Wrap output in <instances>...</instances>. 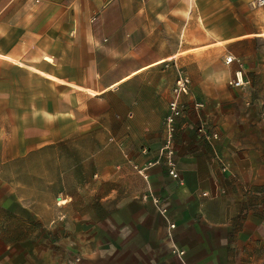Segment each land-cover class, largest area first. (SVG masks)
I'll return each instance as SVG.
<instances>
[{
  "label": "crops",
  "instance_id": "obj_1",
  "mask_svg": "<svg viewBox=\"0 0 264 264\" xmlns=\"http://www.w3.org/2000/svg\"><path fill=\"white\" fill-rule=\"evenodd\" d=\"M253 2L0 0V264H264V7ZM240 69L245 86L231 87ZM180 74L191 87L174 178L160 151ZM202 124L219 138H201ZM74 131L93 132V150L54 202L53 147H79Z\"/></svg>",
  "mask_w": 264,
  "mask_h": 264
},
{
  "label": "built area",
  "instance_id": "obj_2",
  "mask_svg": "<svg viewBox=\"0 0 264 264\" xmlns=\"http://www.w3.org/2000/svg\"><path fill=\"white\" fill-rule=\"evenodd\" d=\"M253 5L257 8L264 7V0H254ZM234 61L235 58L232 56L226 58L227 64H231ZM229 85L234 88H242L245 86L244 71L242 69L235 72L234 77L229 81ZM190 87V78L184 74H180L172 89V97L168 106V114L165 118L166 143L160 153L167 163L170 176L174 178L178 177L176 172V162L174 160V135L177 131V120L182 118L186 111L184 97L190 95ZM195 107L202 108L204 107V104L196 103ZM198 133L201 138L204 139L219 138V134L217 132H213L210 126L207 124H202L198 129ZM174 227V225H170L171 229ZM175 253H177L179 256L183 255V252L181 251L176 250Z\"/></svg>",
  "mask_w": 264,
  "mask_h": 264
},
{
  "label": "rangeland",
  "instance_id": "obj_3",
  "mask_svg": "<svg viewBox=\"0 0 264 264\" xmlns=\"http://www.w3.org/2000/svg\"><path fill=\"white\" fill-rule=\"evenodd\" d=\"M84 105H85L86 112H87V110H92L94 107L92 100H90V101L86 100ZM96 108L103 110V105H99V107L96 106ZM85 115H86V122H87V120H88L87 114H85ZM38 124H42V123L39 122V120H38ZM48 127L49 126H47V124L46 125L44 124L43 127L38 126V138L41 136L45 137L46 134L50 133V131L48 130ZM93 137H94L93 132L85 133V134L83 132H80V134L78 135V133L76 131H74L70 135V140L71 139L72 140L73 139L80 140V146L79 147L75 146V143H76L75 141H72V142L69 141V146H66V145L61 146V144L58 143L57 146L53 147V155L59 157V159L56 162H54V175H53V177H54L53 178V181H54V186H53V188H54V202L61 201V199H60L61 193L64 192L65 188L67 190H71V188H73V186L76 185V181H77L76 176H74L73 179H70L67 182L66 180H64V177H62V175L66 172V170L71 171L74 168H76V166H77L76 159H77L78 155L85 158V156L91 154L93 148L91 146L87 145V142L92 140ZM61 156H63V158H61ZM83 173H84V171L82 170V175H83ZM61 249H62L61 246L58 244V246L56 247L55 250H57L59 252ZM74 261L79 262V259L75 258Z\"/></svg>",
  "mask_w": 264,
  "mask_h": 264
}]
</instances>
